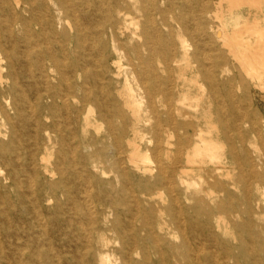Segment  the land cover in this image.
<instances>
[{
	"label": "bare ground",
	"instance_id": "bare-ground-1",
	"mask_svg": "<svg viewBox=\"0 0 264 264\" xmlns=\"http://www.w3.org/2000/svg\"><path fill=\"white\" fill-rule=\"evenodd\" d=\"M0 264H264V0H0Z\"/></svg>",
	"mask_w": 264,
	"mask_h": 264
}]
</instances>
